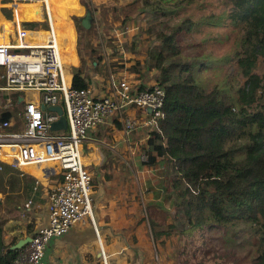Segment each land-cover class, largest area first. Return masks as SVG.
Listing matches in <instances>:
<instances>
[{"label": "trees", "instance_id": "obj_1", "mask_svg": "<svg viewBox=\"0 0 264 264\" xmlns=\"http://www.w3.org/2000/svg\"><path fill=\"white\" fill-rule=\"evenodd\" d=\"M220 3L227 8L230 28H236L238 34L228 76L213 88L196 81L195 73L204 67V60L184 52L179 41L184 31L194 30L193 16L168 24L169 31L156 36L162 47H153L157 51L151 68L158 69L156 82L165 88L166 98L164 116L159 128L150 133L144 162L155 166L165 161L176 208L172 214L180 225L166 221L165 228L168 216L157 217L152 206L148 220L155 239L176 233L184 238L185 245H177L179 264L199 257L201 263L207 261V251L183 257L187 245L196 239L209 249L214 240L221 239L227 245L249 241L254 246L250 264H264V75L258 70L264 58V0ZM137 4L139 0L120 10L137 12ZM149 4L150 0H144L145 6ZM81 18L73 16L76 26L84 29ZM92 25L85 28L89 37ZM86 42L93 50L90 39ZM103 58H97L98 62ZM95 63L98 69L99 63ZM105 63L112 71L118 70L115 64ZM84 65L81 61L76 69L71 81L74 87L89 86L82 75ZM15 114V110L5 109L0 112V122L12 120ZM0 166V192L7 193L5 199L0 198V264H15L20 249L11 248L17 239L7 241L5 225L16 217L15 211L23 205L32 185L25 174L19 177V169L12 170L1 162Z\"/></svg>", "mask_w": 264, "mask_h": 264}, {"label": "built area", "instance_id": "obj_2", "mask_svg": "<svg viewBox=\"0 0 264 264\" xmlns=\"http://www.w3.org/2000/svg\"><path fill=\"white\" fill-rule=\"evenodd\" d=\"M46 1L16 4V26L0 34V71L5 79L1 88L37 93L27 99L23 97L25 110L19 124L12 120L0 122V161L7 159L14 167L40 165L47 176L59 168L61 174V180L49 193V223L40 226L32 240L20 249L15 264H46V248L54 237L64 235L78 222L88 218L94 221L93 176L83 150V143L94 127L119 119L128 135L138 129L150 135L159 128L164 116L165 88L158 82L144 83L138 75L126 77L110 72L109 91L102 95L93 85L74 87L63 69L51 17L45 21L48 36L41 40L33 33L43 29L24 27L27 19L18 16L34 4L41 3L42 10H48ZM92 14L104 39L108 27L101 21L98 9L94 8ZM54 105H62L65 110L66 130L51 129V123L60 117L49 109ZM131 108L140 110L142 119L129 117L127 112ZM4 146L9 147V152L3 150Z\"/></svg>", "mask_w": 264, "mask_h": 264}, {"label": "rangeland", "instance_id": "obj_3", "mask_svg": "<svg viewBox=\"0 0 264 264\" xmlns=\"http://www.w3.org/2000/svg\"><path fill=\"white\" fill-rule=\"evenodd\" d=\"M57 1L60 2V0ZM134 1L136 0H95L92 3L91 0H84L81 3L84 4L86 10L83 13L81 9V13L80 10L79 12H75L78 4L74 6L71 3L75 2V0H68L66 2L67 11L65 9V18L67 19L69 16L67 19L70 22L69 33L67 32L68 27L63 22L64 19L61 22L56 21L55 24L57 26L58 37L61 35L66 37L65 41L60 40V50L62 52L68 51L65 52L63 59L65 70L71 72V65L75 64L79 68L81 61H83L85 62V75L94 76L99 74L107 77L112 72L110 67L105 63L107 61V63L115 64L114 66L120 71L135 73V75L143 79L144 83H154L156 82L158 69L151 68L157 51L153 47H162V42L156 36L161 31H169L166 29L168 24H176L184 17L190 15L195 18V28L193 31H189V33L184 31L180 35L179 41L184 52L204 60V63L201 64L204 67L195 73L196 81L200 85L204 84L207 89H211L216 82H222L228 76V68H231V62L236 52L233 50V44L237 39L238 31L236 28H230L228 11L220 3L221 0H207L212 2L207 4H204L202 0H150L148 6L144 5V0H139V4H137L139 10L137 12L123 13L121 11ZM95 6L101 11V21L108 27L104 39L100 36V29L98 30V25H96L95 21L92 23V35L89 37V32L85 28L77 27L78 23H76V26L73 19L74 15H82L81 17L84 18L87 11L92 12ZM62 10L64 12L63 8ZM2 16L3 18L12 19L13 14L11 10H3ZM102 22H100L101 27H104ZM25 26L39 27L40 25L25 24ZM43 27L45 28L41 32L48 34L46 23H43ZM114 28L119 30V34L113 31ZM88 39H90V45H92L93 50L91 47L86 46ZM79 43L81 44V49L78 48ZM92 53L94 55L93 58H91ZM100 56L104 58L98 62L97 58ZM96 61L99 63L98 69L95 65ZM258 70L264 75V58H261ZM67 78L70 79V75H67ZM4 84L5 79L1 77L0 71V112L7 108L13 109L16 112L15 120L19 121L24 102L19 103L17 101L18 95L16 92L2 89L1 87ZM19 94L21 96L31 95V93L25 92H20ZM143 152L142 150L141 156L146 160ZM164 165L165 161H161L155 166L147 167L143 166V164H137V170L133 168L132 172H141L143 174V181L140 186L143 191L145 206L150 203H156L157 206L152 207L156 212L155 215L162 219L165 214L168 216L165 220L166 228L167 223L175 221V224L178 226L180 223L178 222V218L175 220L172 214L176 212V208L173 204L172 192H169L171 178L168 177L169 175L165 171L167 165ZM157 166H160L161 170L152 168ZM163 167L164 169H162ZM35 173L38 174L39 169ZM137 189L140 190L138 187ZM144 208H142V213L140 214L149 223L148 211L151 208ZM164 209H168L169 211ZM166 221L168 222L166 223ZM146 234L151 236L150 230ZM183 239L177 233L172 238L166 237L165 244H159L161 247H159V254L157 255L155 252V262L160 264H179L177 245L182 246L183 244L184 246ZM224 242L221 239L214 240L211 249H209L207 244L202 246L203 243L196 239L195 242L187 245V250L183 257L185 258L188 256V253L195 251H198L199 255L201 251H207L209 253L206 262L201 263L202 258L199 257L189 259L190 262L188 264H250L253 256L252 248L254 246L249 241L243 245H241L240 240L229 245ZM199 246H201V249H199ZM108 264H110L109 260Z\"/></svg>", "mask_w": 264, "mask_h": 264}, {"label": "crops", "instance_id": "obj_4", "mask_svg": "<svg viewBox=\"0 0 264 264\" xmlns=\"http://www.w3.org/2000/svg\"><path fill=\"white\" fill-rule=\"evenodd\" d=\"M31 1L39 2V0H0V34L4 31H12L16 26V4L22 5ZM67 1L50 0L49 11L47 9L42 10L41 3L34 4L24 13H21L22 15L19 13L18 16L21 19H27L23 22V26L29 29H43L45 28L43 23H46L47 28L48 23L45 21L50 17L54 24L56 21L61 22L64 19L63 22L68 27L67 32L69 33L70 22L67 20L69 16L67 19L65 18ZM91 2L94 3L95 0H91ZM71 3L74 6L78 4L75 12H79V10L81 12V9L83 13L85 12L86 7L81 3V0H75ZM95 8L101 12L98 7L95 6ZM3 10H11L12 19L3 18ZM25 24L40 26L28 27ZM113 31L119 34V30L116 28ZM71 66V72L65 70V73H68L67 75H70L72 80L78 67L75 64ZM112 73L126 77L135 75V73L120 70L112 71ZM82 75L89 81V86L95 87L98 94L108 93L107 77L109 76L104 77L99 74L87 76L84 73ZM14 92L18 95V102H24L20 120L16 121L15 117L12 118V122L19 124L23 120L25 99L27 96L28 98L37 96V93L21 96L20 92ZM127 115L138 120L144 116L136 108L129 109ZM149 139L150 135L142 129L128 135L119 119L108 124L98 125L90 131L83 143V150L85 162L93 176L94 221L88 218L83 222L76 223L64 235L54 237L46 248V264H108V260L110 264H160L155 262V252L157 255L159 254V244H165L166 236L155 239L151 226L140 214L143 207L146 209V207L150 208L157 205L150 203L145 206V199L140 186L143 181V174L132 172L133 168L137 170V164L149 166L141 156L142 150L144 156H147L145 147H147ZM0 162L10 165L12 170L19 169L21 172L19 177H23L22 175L25 174V179L32 185L29 194L24 198L23 205H18L19 210L15 211L16 217H11L5 225L7 241L10 242L12 239L18 241L26 236H33L40 226L49 223V193L52 187L61 180L60 169L57 168L54 173L47 176L40 165L14 167L7 159L6 162ZM37 168L39 169L38 174L35 173L38 171ZM152 168L161 170L160 166ZM168 177L170 178V176ZM6 197L7 193L0 192V198L5 199ZM148 230H150L151 236L146 234Z\"/></svg>", "mask_w": 264, "mask_h": 264}, {"label": "water", "instance_id": "obj_5", "mask_svg": "<svg viewBox=\"0 0 264 264\" xmlns=\"http://www.w3.org/2000/svg\"><path fill=\"white\" fill-rule=\"evenodd\" d=\"M82 25L86 28L89 29L93 23V14L91 11H87L86 15L84 18L81 20ZM43 109H46V105H42ZM50 110L56 111L60 117L57 121H54L51 123V129L56 131V130H66L68 128V120L65 115V110L62 107V105H54V106H49ZM152 110V109H150ZM32 240V236H26L24 238L19 239L14 245H12V249H21L26 243L30 242Z\"/></svg>", "mask_w": 264, "mask_h": 264}, {"label": "bare ground", "instance_id": "obj_6", "mask_svg": "<svg viewBox=\"0 0 264 264\" xmlns=\"http://www.w3.org/2000/svg\"><path fill=\"white\" fill-rule=\"evenodd\" d=\"M46 5H47L48 9H50V0H47V1H46ZM51 20H52V19H51ZM52 24H53V28H54V33H55V35H56L57 43H58V45H59V47H60V40H61V41H65V40H66V37L63 36V35H61L60 37H58V35H57V28H56V26H55L53 20H52ZM33 34L37 35V37H38L39 39H41V40H42V39H46L47 36H48V34H44V33L41 32V31H39V32H37V33H33ZM61 54H62V57H63V59H64V52L61 51ZM63 69H64V72H65V63H64V60H63ZM3 150L6 151V152H9V147H8V146H4V147H3ZM30 165H32V164H27V165H25V167L30 166Z\"/></svg>", "mask_w": 264, "mask_h": 264}]
</instances>
